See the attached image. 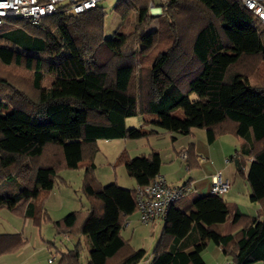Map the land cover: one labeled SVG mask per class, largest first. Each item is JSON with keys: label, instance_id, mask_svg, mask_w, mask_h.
<instances>
[{"label": "trees", "instance_id": "trees-1", "mask_svg": "<svg viewBox=\"0 0 264 264\" xmlns=\"http://www.w3.org/2000/svg\"><path fill=\"white\" fill-rule=\"evenodd\" d=\"M151 3L162 10L157 17ZM131 9L138 23L130 34L118 29L106 36L100 3L83 13L59 5L37 24L6 18L0 25V65L18 81L0 76V208L76 237L58 264H80L83 236L91 247L88 264H137L146 250L122 229L137 209L138 188L160 175L162 158L157 149L134 157L124 150L117 161L136 187L102 184L95 176L98 140L157 134L149 124L172 139L195 128L206 131L209 143L232 134L240 147L228 160L250 200L260 203L257 214L231 206L225 194L200 195L190 181L181 183L187 191L162 219L146 264H207L210 241L230 264H264V25L242 0H117L112 10L125 18ZM177 108L184 118L174 115ZM138 115L145 125L127 126ZM187 151V167H198L195 144ZM83 165L89 207L52 220L45 201L58 172ZM26 242L23 232L0 233V256Z\"/></svg>", "mask_w": 264, "mask_h": 264}, {"label": "rangeland", "instance_id": "rangeland-1", "mask_svg": "<svg viewBox=\"0 0 264 264\" xmlns=\"http://www.w3.org/2000/svg\"><path fill=\"white\" fill-rule=\"evenodd\" d=\"M116 1L117 0H103L100 2V5L104 6L107 11L104 28L106 36L113 35L118 29L130 34L135 31L138 23L136 9H131L128 16L125 18H122L118 12L112 10ZM160 1L165 2L166 0ZM161 12L162 10L160 7L151 3V15L157 17L156 15L161 14ZM157 25V20H155L144 30H151ZM6 71L7 69L0 65V76L7 75L8 78H10L12 73L8 74L9 72L7 73ZM16 77L17 75L11 77V79L18 82ZM24 77L26 78L27 75ZM22 88L27 91L29 86L26 84ZM190 98L193 100L199 99L194 93L190 95ZM173 113L180 118L186 116L185 111L182 108L175 109ZM146 118L148 117L146 116ZM144 119L145 117L142 115L130 117L128 118V125H145ZM149 126H151V124H149L146 129H150ZM161 131L163 134L160 138L156 135L149 134V136L139 139H99L97 142L99 151L94 159L96 178L102 184L117 182L120 186L133 188V185L136 182L127 174L125 166L117 161L118 156L124 150H127L130 156L134 157L142 153H148L152 149L157 148L161 153L163 160L162 171L166 174L167 179L170 182L181 184L192 177L195 181L197 192L200 195L209 194L208 192H210L211 183L209 182V178L205 175L212 170L214 171L217 169L218 171V168L221 169V167L218 166H220V163H224L225 160L223 150L228 147L230 148V146L232 147L234 144L232 137L236 139V142L239 139L232 134H225L219 136L214 143L210 144L207 141L206 131L204 129L195 128L193 135H178L176 140L172 139L171 134L168 131L163 129H161ZM191 142L197 144V147L201 152L202 161H200L198 167L188 168L186 162L177 151L181 150L183 147L187 148V145ZM237 147H240V142L237 143ZM85 165L80 166L77 169H61L58 172L59 177L57 178L56 186L49 193V196L45 201V208L46 210L48 209V214L53 220L63 217L70 211L87 209L89 207L88 200L81 191L85 175ZM234 167L233 164L232 168L234 169ZM221 171L223 170L221 169ZM248 189L249 191L245 190L244 186H239L238 184L235 189H230V193H228L230 190L227 192L228 194H226L225 199L228 204H233L232 202L234 201V203H236L246 214H257L260 203L250 200L249 186ZM24 221L26 220L11 212L8 208H0V232L20 231L29 239V246L26 248V252H23L21 259L26 261L29 257L32 258L25 264H35L36 261L41 263L46 261L47 252L45 248L43 253L36 250V255L33 256L32 254L33 246L41 244V240L43 239L48 242L56 243L57 246L66 250L68 247H73L78 241L76 237H72L75 239L71 242L65 241V239L56 232V229L51 222L42 221L40 226H36L32 225L33 223L31 224L30 221H27V223ZM152 223L145 224L140 220L136 221L135 218L130 224H127L122 229L123 236L128 240L131 239L130 242L135 248H144L146 250V259H144L143 262L152 257L153 249L161 231V223H159V225L157 223L154 228ZM65 237L68 238V235H65ZM82 242L83 249L80 264H88L91 247L87 236L82 237ZM203 257L208 264H223L227 261V257L223 254L222 249L211 241L208 242L206 249L203 251ZM253 264H262V262H256Z\"/></svg>", "mask_w": 264, "mask_h": 264}, {"label": "built area", "instance_id": "built-area-1", "mask_svg": "<svg viewBox=\"0 0 264 264\" xmlns=\"http://www.w3.org/2000/svg\"><path fill=\"white\" fill-rule=\"evenodd\" d=\"M103 0H0V25L6 18H19L37 24L45 16L54 14L59 5L65 7L66 12L83 13L95 8ZM264 25V0H242ZM187 148L181 149L180 156L186 159ZM232 183L223 176L221 170L212 178L210 192L224 195ZM187 189L178 184H171L163 175H158L151 183L139 187L137 190V211L141 222L148 224L166 217L169 207L182 198ZM127 225V223H126ZM54 258L50 257L49 262Z\"/></svg>", "mask_w": 264, "mask_h": 264}, {"label": "crops", "instance_id": "crops-1", "mask_svg": "<svg viewBox=\"0 0 264 264\" xmlns=\"http://www.w3.org/2000/svg\"><path fill=\"white\" fill-rule=\"evenodd\" d=\"M2 44L3 45H6V46H12L13 44L11 43V42H9L7 39H3L2 40ZM126 124H127V126H129L128 125V119H126ZM153 125H151V126H149V128L150 129H152V130H155V131H157L158 133L157 134H155L157 137H159L160 138V136H162V134H163V132L161 131V129L160 128H158V127H152ZM136 127H138V126H136ZM145 127H148V125H146ZM171 134V133H170ZM173 135L171 134V137H172ZM177 136L178 135H176V137H175V139H173V140H176L177 139ZM121 139V138H120ZM236 139H234L233 137H232V141L234 142V144L232 145V147L230 146V148L228 147V148H225L224 150H223V155H225V160H224V163L222 162V163H220V166H218V167H221V169L223 170L222 171V173L224 172V176H225V178L226 179H230V181H231V183H232V187H231V190H233V189H235V187H236V185H238L239 184V186H244L245 187V190H247V191H249V189H248V185H247V183H246V181H245V179L243 178V177H241L239 174H237V172H236V168L234 167V169L232 168V165L234 164V162H232V161H229L228 159H229V157H230V155L232 154V153H234L235 152V150H236V148H237V143L238 142H240L239 140H237V142L235 141ZM216 141V140H215ZM191 143H194V142H191ZM214 143V142H213ZM190 144V143H189ZM188 144V145H189ZM195 144V150H196V154L198 155V157L201 159V152L199 151V148L197 147V144L196 143H194ZM211 144V143H210ZM187 145V146H188ZM234 148V149H233ZM155 149H157V148H155ZM178 153H179V151H177ZM230 153V154H229ZM160 155H161V153H160ZM161 158H162V156H161ZM175 159V158H174ZM163 161V160H162ZM200 161H202V160H200ZM234 166H235V164H234ZM219 170H221L220 168H218ZM218 170V171H219ZM216 171H217V169H215L214 171L212 170L211 172H209L208 174H206L205 176L207 177V178H209V182L210 183H212V178H213V175L216 173ZM160 174L161 175H163L164 177H165V179L168 181V183H171V184H178L179 185V183H174V182H170L168 179H167V176H166V174L162 171V165H161V169H160ZM186 181H190V183H191V186H192V188L193 189H195L196 190V184H195V181L193 180V178L192 177H190V179L189 180H185L184 182H186ZM184 182H182V183H184ZM211 185V184H210ZM134 187L133 188H135L136 187V183L133 185ZM210 188H211V186H210ZM231 190L228 192V193H230L231 192ZM196 192H197V190H196ZM208 193H210V192H208ZM228 193H226V194H228ZM226 194L224 195V198H226ZM226 200V199H225ZM233 204H230L231 206L232 205H237L236 203H234V201L232 202ZM5 207V206H4ZM4 207H2V208H4ZM5 208H7V207H5ZM48 210V209H47ZM71 212V211H70ZM69 213V212H68ZM136 214V215H135ZM249 215H252V216H254V215H256V214H249ZM136 216V217H135ZM23 218V217H22ZM136 218V221L137 220H140L139 219V212L137 211V209L134 211V213L133 214H131L130 216H128V221H127V224H130V222H132L133 221V219H135ZM23 219H25V218H23ZM52 219V218H51ZM58 219V218H57ZM57 219H54V221L55 220H57ZM26 221H24L25 223H27V221H30L31 222V224L33 223L32 222V219H25ZM53 220V219H52ZM158 223V225H159V223H161L162 224V226H161V231H162V229H163V225H164V221L163 220H156L155 222H153L152 224H153V228H154V226L156 225ZM32 225H34V224H32ZM54 226V225H53ZM55 228V227H54ZM161 231H160V234H161ZM17 232H19V231H17ZM57 232V231H56ZM0 233H3V232H0ZM160 234H159V236H160ZM25 236V235H24ZM64 239H65V241H67V242H71L73 239H75V238H72V236H68V238H66L64 235H61ZM26 237V236H25ZM159 238V237H158ZM26 240H27V242H26V244L20 249V250H18L17 252H14V253H9V254H4V255H1L0 256V264H25L27 261L29 262V260L32 258H28V260H22L21 259V256H22V254H23V252H26L25 250H27L26 248L29 246V239L26 237ZM158 240V239H157ZM130 241H131V239H130ZM74 247V246H73ZM73 247H71V248H67V250L66 249H63L62 247H59V246H57L56 245V243H52V242H48V241H46L45 239H43V240H41V244H38V245H36V246H33V250H32V254H33V256H35L36 254H35V251L36 250H38L39 252H41V253H43L44 252V248L46 249V252H47V256H46V261H43L42 263L41 262H39V261H36L35 262V264H58L59 263V261H60V257H61V254L62 253H67L69 250H71V249H73ZM50 257H53L54 258V261L53 262H49V258ZM152 258V257H151ZM151 258L149 259V260H146L145 262H143V261H141V262H139V263H137V264H146L147 262H149L150 260H151ZM205 259V258H204ZM33 260V259H32ZM207 262V261H206ZM30 264H32V263H30ZM34 264V263H33ZM208 264V263H207ZM223 264H230V260L227 258V261L225 262V263H223Z\"/></svg>", "mask_w": 264, "mask_h": 264}, {"label": "bare ground", "instance_id": "bare-ground-1", "mask_svg": "<svg viewBox=\"0 0 264 264\" xmlns=\"http://www.w3.org/2000/svg\"><path fill=\"white\" fill-rule=\"evenodd\" d=\"M211 193V192H210Z\"/></svg>", "mask_w": 264, "mask_h": 264}]
</instances>
